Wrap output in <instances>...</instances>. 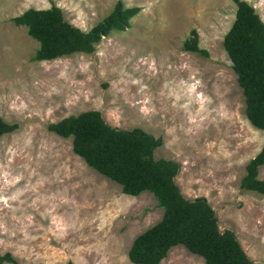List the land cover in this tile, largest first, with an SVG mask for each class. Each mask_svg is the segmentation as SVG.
I'll list each match as a JSON object with an SVG mask.
<instances>
[{
  "label": "rangeland",
  "instance_id": "rangeland-1",
  "mask_svg": "<svg viewBox=\"0 0 264 264\" xmlns=\"http://www.w3.org/2000/svg\"><path fill=\"white\" fill-rule=\"evenodd\" d=\"M117 0H0V117L18 128L0 135L2 264H133L132 240L162 216L153 194H123L119 184L74 154L71 137L49 123L98 110L112 127H139L162 138L154 158L180 164L174 180L187 199L205 197L221 231L264 264V195L240 188L264 130L245 115L242 90L222 40L232 0H121L140 11L92 53L34 61L38 42L12 17L60 7L88 30ZM264 22V0H246ZM191 29L208 55L184 51ZM264 179V165L258 168ZM159 264H204L182 245Z\"/></svg>",
  "mask_w": 264,
  "mask_h": 264
},
{
  "label": "trees",
  "instance_id": "trees-1",
  "mask_svg": "<svg viewBox=\"0 0 264 264\" xmlns=\"http://www.w3.org/2000/svg\"><path fill=\"white\" fill-rule=\"evenodd\" d=\"M236 6L234 19L225 32L223 48L231 61L242 90L247 120L264 130V22L246 0H232ZM140 7H124L117 0L112 10L88 30L64 19L62 9L54 4L46 9L28 8L11 18L23 25L38 42L32 60H53L76 52L92 53L102 37L112 31H124ZM184 51L207 56L198 46V35L191 29L184 40ZM18 128L0 117V135ZM47 130L71 137L74 154L88 167L117 183L123 194L137 196L144 191L153 194L162 208L161 218L139 233L131 242L127 258L133 264H159L169 250L182 245L204 259V264H256L242 249L234 232L221 231L214 209L205 197L185 198L174 178L180 164L172 159L154 158L162 145L160 136L139 127H112L98 110H86L49 123ZM264 165V144L245 165L240 188L264 195V179L258 168ZM16 263L10 253L0 255V264ZM65 264H73L71 261Z\"/></svg>",
  "mask_w": 264,
  "mask_h": 264
}]
</instances>
